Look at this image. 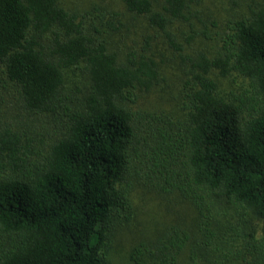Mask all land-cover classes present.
Returning <instances> with one entry per match:
<instances>
[{
  "label": "trees",
  "instance_id": "1",
  "mask_svg": "<svg viewBox=\"0 0 264 264\" xmlns=\"http://www.w3.org/2000/svg\"><path fill=\"white\" fill-rule=\"evenodd\" d=\"M157 1L122 0L146 26L123 50L131 25L98 7L0 0V264H111L141 188L166 219L132 264H264V4L182 44L189 1ZM160 39L187 78L180 111L137 107Z\"/></svg>",
  "mask_w": 264,
  "mask_h": 264
},
{
  "label": "rangeland",
  "instance_id": "2",
  "mask_svg": "<svg viewBox=\"0 0 264 264\" xmlns=\"http://www.w3.org/2000/svg\"><path fill=\"white\" fill-rule=\"evenodd\" d=\"M163 0H158L161 4ZM189 12L193 19L183 24H176L172 31L177 40L184 44L190 30H202L203 23H206L208 29L212 31L215 37L216 33L223 32L227 23L247 14L249 6L264 4V0H188ZM61 4L70 12L86 14L93 7H98L100 12L105 15L113 16L115 21L120 20L124 24L131 25V33H123L114 37L113 41L120 49L126 50L137 43H141V37L146 33L145 22L139 19L134 22L125 9L122 0H60ZM117 15V17H114ZM202 20V21H201ZM217 23L218 28H214L212 23ZM141 36V37H140ZM122 37V38H121ZM139 45V44H138ZM217 41H206L201 37L193 40L194 50L213 51L217 49ZM138 47V46H137ZM136 47V48H137ZM154 58L158 61L162 70L161 81L158 86L147 93H141L138 96L137 107L142 110H167L180 111L182 100L184 98V85L187 80L183 70L180 58L174 57V53L168 48L163 39L152 47ZM177 54V53H175ZM72 75V72H69ZM74 79V77H68ZM72 83H67L70 86ZM133 212L135 214L129 230H126L121 236L117 237L115 248L110 257L111 264H132L128 259L130 248L137 240L150 238L153 233L154 225L165 221L166 212L164 204L160 198H157L149 190L137 189L133 193ZM137 235H140L137 236Z\"/></svg>",
  "mask_w": 264,
  "mask_h": 264
}]
</instances>
